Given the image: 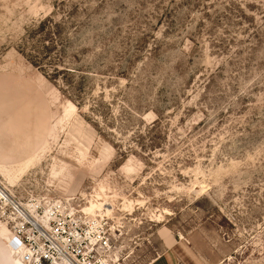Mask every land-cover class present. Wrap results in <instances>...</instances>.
<instances>
[{
    "label": "rangeland",
    "instance_id": "374dc122",
    "mask_svg": "<svg viewBox=\"0 0 264 264\" xmlns=\"http://www.w3.org/2000/svg\"><path fill=\"white\" fill-rule=\"evenodd\" d=\"M23 211L105 264H264V0H0V264Z\"/></svg>",
    "mask_w": 264,
    "mask_h": 264
},
{
    "label": "built area",
    "instance_id": "2783aa9c",
    "mask_svg": "<svg viewBox=\"0 0 264 264\" xmlns=\"http://www.w3.org/2000/svg\"><path fill=\"white\" fill-rule=\"evenodd\" d=\"M20 232L28 230V235L21 238L25 256L31 264H105L99 253L109 249V240L99 232L93 237L88 230L71 227L65 221L52 222L47 218L40 225L33 219L20 213ZM52 222V223H51ZM25 230V231H27Z\"/></svg>",
    "mask_w": 264,
    "mask_h": 264
},
{
    "label": "crops",
    "instance_id": "0c3cea01",
    "mask_svg": "<svg viewBox=\"0 0 264 264\" xmlns=\"http://www.w3.org/2000/svg\"><path fill=\"white\" fill-rule=\"evenodd\" d=\"M177 254L172 251H167L150 264H178Z\"/></svg>",
    "mask_w": 264,
    "mask_h": 264
},
{
    "label": "bare ground",
    "instance_id": "6f19581e",
    "mask_svg": "<svg viewBox=\"0 0 264 264\" xmlns=\"http://www.w3.org/2000/svg\"><path fill=\"white\" fill-rule=\"evenodd\" d=\"M7 233H8V231H7ZM3 234H4V233H3ZM3 234H2V235H3ZM8 234H9V233H8ZM4 235L6 236L7 234H4ZM2 237H3V236H2ZM3 239H5V238H3ZM21 247H22V245H21ZM18 248H19V247H18ZM19 250H21V251H18V252H19V255H23V252H24V251L22 250V248L19 249ZM14 252H15V251H14ZM17 264H23V263H21L20 261H18Z\"/></svg>",
    "mask_w": 264,
    "mask_h": 264
}]
</instances>
